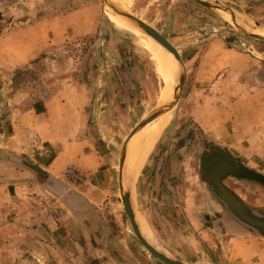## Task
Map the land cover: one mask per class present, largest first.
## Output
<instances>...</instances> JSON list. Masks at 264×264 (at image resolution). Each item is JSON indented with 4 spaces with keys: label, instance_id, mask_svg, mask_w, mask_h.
I'll return each mask as SVG.
<instances>
[{
    "label": "rangeland",
    "instance_id": "1",
    "mask_svg": "<svg viewBox=\"0 0 264 264\" xmlns=\"http://www.w3.org/2000/svg\"><path fill=\"white\" fill-rule=\"evenodd\" d=\"M110 1L0 0V89L8 96L5 105L0 92V264H166L132 229L119 165L130 132L163 107L167 84L139 39L112 23L107 11H118ZM209 2L235 21L197 0H133L125 12L179 49L185 83H176L169 126L123 186L152 244L168 256L187 264H264L261 241L214 234L223 217L239 221L247 235L256 230L217 196L201 167L218 146L264 176V0ZM67 90L79 113L72 143H83L97 164L85 172L70 164L60 173L78 194L71 203L48 190L39 171L57 153L48 134L56 137V118L44 106ZM34 106L50 113L38 132L11 138L9 119L16 124L19 111ZM21 142V149L10 146ZM223 184L264 227V185L234 176ZM83 193L97 203L80 200Z\"/></svg>",
    "mask_w": 264,
    "mask_h": 264
},
{
    "label": "crops",
    "instance_id": "2",
    "mask_svg": "<svg viewBox=\"0 0 264 264\" xmlns=\"http://www.w3.org/2000/svg\"><path fill=\"white\" fill-rule=\"evenodd\" d=\"M63 94H66V96ZM44 107L46 109L51 108V110H53L52 114L56 118L55 123L57 127H55L54 129V132H56V137H52L50 132H48V134H50L51 141L56 142V144H54L53 146L57 149V153L54 161L49 166V168H45L42 165H39L40 172L44 174L46 173L45 175H47V182H52L53 178H56L60 179L64 185L55 184V191L47 188L44 184L43 185L51 192L60 196L62 199L70 201L71 203L74 201V195L78 194L72 191L70 185L62 180L63 176L60 173H63L66 167L70 164H75L83 172L87 170L89 171V169L91 168H95L97 164L95 163L92 154L89 151H86V146L83 143H77V145L72 143V139L75 138V130H72L71 128H74L75 113H77L76 115L78 116L79 113L78 111L75 112V110L72 109L75 107L74 104H72V100L70 99L69 91L67 90L60 93V95L54 97L52 100L46 103ZM42 109L40 110L39 107L34 106L31 107L28 111H19L17 115L18 119H15L17 120L16 124L14 122V119H9V124L11 123V128L13 131V133L10 134V136H12L11 138L16 139L18 137V133H24L26 137H28L29 134L38 132V126L39 124H41V120L46 117V115H50L49 111L45 115ZM22 144L24 143H14L10 146L11 148L18 150L23 147ZM92 158L93 160L91 161ZM79 196V199L84 201L87 197L86 199H89L88 201H86L87 204L89 203L91 205V203H97L94 198H92L88 194L83 193L79 194ZM238 218L240 221H242L241 219H243V223L251 228H254V230L256 231L254 233L251 232L250 235H247L249 234L248 232H246L248 231V229H246V227L245 229H242V225L239 223V221H235L234 219H231L229 217H223L214 221V234L220 237H229L230 233L235 235L236 233H238L243 237L250 236L251 238H253L252 240H250L251 243H255L256 240H258L261 241L258 243V245L264 247V227L262 226L263 224L259 223L258 220L260 219L257 217H253V215L248 218L249 220L246 219L248 222H246L244 216L241 217L240 215H238ZM240 243L241 241L235 240L233 246H236V244L238 245ZM258 255L259 257H264V249L263 251H259Z\"/></svg>",
    "mask_w": 264,
    "mask_h": 264
},
{
    "label": "water",
    "instance_id": "3",
    "mask_svg": "<svg viewBox=\"0 0 264 264\" xmlns=\"http://www.w3.org/2000/svg\"><path fill=\"white\" fill-rule=\"evenodd\" d=\"M199 3L202 5L210 8V9H220L222 7L219 6H214L209 2V0H197ZM224 11H227L228 14L234 19V15H232L228 10L222 8ZM118 11V10H117ZM119 14L122 13V11H118ZM126 17L133 22L137 27L140 29L144 30L147 34L156 37L159 39L162 43H164L166 46L171 48L176 60L179 62L181 66V74L179 77V88H182L184 83H185V66H184V61L182 59V56L180 54V51L177 47H175L164 35H162L156 28L152 27L151 25L147 24L146 22L139 20L136 17L130 16L127 13L125 14ZM262 37V36H260ZM0 92L5 96L6 102L5 105L7 104L8 96L7 94L0 89ZM178 99V94L176 93L174 96V100ZM158 107V106H157ZM158 107V110L150 116L149 118L143 120L140 124H138L128 135V137L125 140L123 149H122V154L120 158V165H119V182H120V190L122 194V202L126 211V214L130 220V223L132 225V229L134 233L136 234L138 240L143 244V246L156 258L159 260L163 261L166 264H187L184 263L180 260H177L175 258H172L168 256L166 253L161 251L160 249L154 247L151 245L142 235L140 231L139 224L136 221V210L134 207V201H133V194L132 190L129 191H124L123 187V170H124V165H125V160H126V148L129 143V141L132 139L134 136L135 132L142 128L143 126L147 125L154 119H156L159 114L161 113L162 109ZM1 137V135H0ZM202 173L204 175V178L206 181L214 186V188L217 191V196L224 202L226 206H228V201H227V195L224 193V180L229 177V176H234L242 179H250V180H255L259 182L260 184L264 185V176L253 172L249 170L248 168L244 167L242 164L238 163L233 157L229 155L225 150L218 146H212L209 147V152L205 153L202 159ZM44 184L47 188L51 190H56L55 189V184H63L60 179L53 178L52 182H47L46 180H42L41 182ZM64 185V184H63Z\"/></svg>",
    "mask_w": 264,
    "mask_h": 264
},
{
    "label": "bare ground",
    "instance_id": "4",
    "mask_svg": "<svg viewBox=\"0 0 264 264\" xmlns=\"http://www.w3.org/2000/svg\"><path fill=\"white\" fill-rule=\"evenodd\" d=\"M110 2L118 11H122L121 14L112 9H110L111 12L107 11V15L112 19V23L118 28L130 32L139 39L140 45L151 55L156 66L157 74L164 80L165 84H167V90L161 98V104L163 106L161 108V113L156 119L137 130L127 145L125 151L126 160L123 170V181L125 180L128 182V180L135 176L138 170L142 167L148 157L147 155L149 151L156 144L164 130L169 126L171 121L170 111L173 108L174 96L177 89L176 83L179 82L178 76L180 77L181 74V66L176 60L171 48L166 46L156 37L147 34L126 17L125 12L130 11L133 0H111ZM217 11L219 12L220 9H217ZM136 217L142 235L151 245H153L150 232H148L149 228L147 229V225L145 226L143 223V225H140L138 216Z\"/></svg>",
    "mask_w": 264,
    "mask_h": 264
},
{
    "label": "flooded vegetation",
    "instance_id": "5",
    "mask_svg": "<svg viewBox=\"0 0 264 264\" xmlns=\"http://www.w3.org/2000/svg\"><path fill=\"white\" fill-rule=\"evenodd\" d=\"M224 193H226L227 195L228 205L230 206L231 210H233V212H238L240 214H243V216H252L251 211L248 212L244 210V207L246 206H244V204L240 200L234 199L233 195L229 192L226 186L224 187Z\"/></svg>",
    "mask_w": 264,
    "mask_h": 264
},
{
    "label": "trees",
    "instance_id": "6",
    "mask_svg": "<svg viewBox=\"0 0 264 264\" xmlns=\"http://www.w3.org/2000/svg\"><path fill=\"white\" fill-rule=\"evenodd\" d=\"M40 171V170H39ZM42 173V172H41Z\"/></svg>",
    "mask_w": 264,
    "mask_h": 264
}]
</instances>
